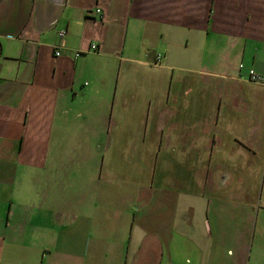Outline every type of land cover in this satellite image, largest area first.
I'll list each match as a JSON object with an SVG mask.
<instances>
[{
    "label": "crops",
    "instance_id": "0c3cea01",
    "mask_svg": "<svg viewBox=\"0 0 264 264\" xmlns=\"http://www.w3.org/2000/svg\"><path fill=\"white\" fill-rule=\"evenodd\" d=\"M119 74L124 108L145 94L133 83L151 88L131 129L166 133L189 114L183 214L149 225L156 190L116 191L121 228L107 235L91 212L110 204L49 200L37 173L55 123L86 115L76 102L102 93L113 112ZM110 252L114 264H264V0H0V264Z\"/></svg>",
    "mask_w": 264,
    "mask_h": 264
},
{
    "label": "rangeland",
    "instance_id": "374dc122",
    "mask_svg": "<svg viewBox=\"0 0 264 264\" xmlns=\"http://www.w3.org/2000/svg\"><path fill=\"white\" fill-rule=\"evenodd\" d=\"M110 82L112 84L111 76ZM117 85L113 112L109 110L108 97L99 93L91 97L90 107L80 106L77 102L74 104L77 113L86 114L83 119L71 121L67 118L65 125L60 126L55 123L46 149L45 171L37 173L46 182L44 196L49 200L55 198L60 204L68 201L71 206L78 205L84 199L93 204H110L107 207L100 205L96 209L93 207L91 212L92 217H99L102 230L109 235L121 228L120 219L114 216L116 210L122 209L116 202L122 195L117 192L132 196V192L148 187L156 190L157 199L151 203V207H147L151 212L146 223L151 225L153 220L156 226L160 224L164 228L170 222V216L178 210L177 205L181 208L177 217L180 222L183 214L189 114L187 118L169 126L166 133L131 129V125L141 123L145 118L143 107L149 100L145 95L151 88H142L143 84L133 83V89L145 94L140 99L130 100L127 108H124L119 94L124 89L120 74ZM108 89H104L107 94ZM109 112L112 120L107 125ZM143 134L144 140L141 141ZM109 136L111 144L107 145ZM133 137L137 140L134 141ZM33 175L30 182L34 179ZM34 183L38 184L36 180ZM58 183H61L60 194L53 188ZM95 186L100 187L98 193L93 189ZM88 190L92 192L86 193ZM39 192L40 188H36L35 196H40ZM181 192V199H178ZM142 195L145 193L142 192ZM45 204L44 210L48 211L47 202ZM94 242L90 241V244ZM112 259L110 252L102 262L114 264Z\"/></svg>",
    "mask_w": 264,
    "mask_h": 264
},
{
    "label": "built area",
    "instance_id": "2783aa9c",
    "mask_svg": "<svg viewBox=\"0 0 264 264\" xmlns=\"http://www.w3.org/2000/svg\"><path fill=\"white\" fill-rule=\"evenodd\" d=\"M100 11V9H96L95 13L98 14ZM64 35V32H59V36L62 37ZM90 50H95V46L94 45H91L90 46ZM54 55L55 56H60L61 55V46H55V49H54ZM75 57H78L80 56V53H74ZM158 59L159 57H157V59L155 60V62H158ZM241 67V66H239ZM247 80L250 81V82H261V78H260V75L255 73L253 70L249 69L248 72H247Z\"/></svg>",
    "mask_w": 264,
    "mask_h": 264
}]
</instances>
